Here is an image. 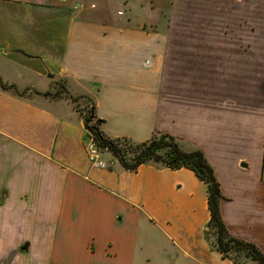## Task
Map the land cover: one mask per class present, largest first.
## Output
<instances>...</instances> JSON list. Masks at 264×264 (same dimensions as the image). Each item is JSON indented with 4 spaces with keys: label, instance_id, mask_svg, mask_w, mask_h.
Returning <instances> with one entry per match:
<instances>
[{
    "label": "crops",
    "instance_id": "0c3cea01",
    "mask_svg": "<svg viewBox=\"0 0 264 264\" xmlns=\"http://www.w3.org/2000/svg\"><path fill=\"white\" fill-rule=\"evenodd\" d=\"M173 3L0 0V264L36 250L41 264H134L142 222L192 264H235L207 241L209 190L194 171L149 163L132 172L110 152L105 160L108 151L97 153L106 167L94 168L92 105L70 96L91 100L108 138L168 133L203 151L229 232L264 252V152L255 169L253 160L223 167L213 161L218 142L227 149L220 122L191 116L200 104L168 100L163 111Z\"/></svg>",
    "mask_w": 264,
    "mask_h": 264
},
{
    "label": "rangeland",
    "instance_id": "374dc122",
    "mask_svg": "<svg viewBox=\"0 0 264 264\" xmlns=\"http://www.w3.org/2000/svg\"><path fill=\"white\" fill-rule=\"evenodd\" d=\"M166 27L163 111L168 100L178 109L181 103L200 104L191 116L204 119L205 125L220 122L226 150L233 149L225 159L224 142H218L217 153L223 155L217 154L213 161L242 168L253 160L255 169L257 152H264V0H174ZM178 144L184 151L189 148L187 143ZM110 153H104L105 160H110ZM138 231L134 264H192L150 224L142 222ZM214 235L210 227L206 238L212 248ZM31 254L22 264L46 259L39 250ZM240 259L243 264L252 260L243 255Z\"/></svg>",
    "mask_w": 264,
    "mask_h": 264
},
{
    "label": "trees",
    "instance_id": "16d2710c",
    "mask_svg": "<svg viewBox=\"0 0 264 264\" xmlns=\"http://www.w3.org/2000/svg\"><path fill=\"white\" fill-rule=\"evenodd\" d=\"M70 99L77 104V107L81 99L85 100L87 105H92L88 111L89 115L85 117L87 130L91 133L95 144L106 147L107 151L111 152L127 170L135 172L143 164L161 163L174 170L189 168L194 171L208 186L212 216L210 227L217 236L214 244L216 250L235 264H242L240 255L251 258L257 264H264V252L259 247L233 237L226 227L221 212V201L224 199L221 184L203 151H184L177 139L168 133H158L151 140L143 143H136L128 138H108L100 129L104 121L97 118L96 108L91 100L72 96Z\"/></svg>",
    "mask_w": 264,
    "mask_h": 264
},
{
    "label": "built area",
    "instance_id": "2783aa9c",
    "mask_svg": "<svg viewBox=\"0 0 264 264\" xmlns=\"http://www.w3.org/2000/svg\"><path fill=\"white\" fill-rule=\"evenodd\" d=\"M92 156H91V162L94 168H104L106 167V163H104L102 160H100L97 157V153H95L94 150H92Z\"/></svg>",
    "mask_w": 264,
    "mask_h": 264
},
{
    "label": "water",
    "instance_id": "95a60500",
    "mask_svg": "<svg viewBox=\"0 0 264 264\" xmlns=\"http://www.w3.org/2000/svg\"><path fill=\"white\" fill-rule=\"evenodd\" d=\"M93 150H94L95 152H99V151L105 152V151H107V148H106V147L94 146V147H93ZM242 167H243V168H247V167H248V164H242ZM207 230H209V228H207ZM26 246H27V245H26ZM23 250H27V247H24Z\"/></svg>",
    "mask_w": 264,
    "mask_h": 264
}]
</instances>
